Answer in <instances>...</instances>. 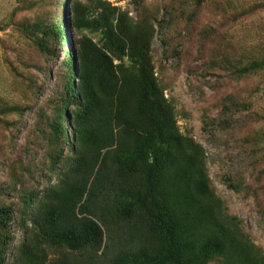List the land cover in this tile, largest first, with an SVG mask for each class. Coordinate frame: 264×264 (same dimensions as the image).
<instances>
[{
	"label": "trees",
	"instance_id": "16d2710c",
	"mask_svg": "<svg viewBox=\"0 0 264 264\" xmlns=\"http://www.w3.org/2000/svg\"><path fill=\"white\" fill-rule=\"evenodd\" d=\"M0 1L8 8L0 18V61L17 99L0 96V130L11 132L32 113L25 154L42 151L40 168L35 156L10 163L0 150V168L7 166L0 181V264H264V250L218 195L205 147L180 131L153 54L165 30L191 41L189 24L205 4L229 24L259 7L168 0L167 21L161 6L143 0L134 2V15L106 0H61L58 17L56 0ZM70 25L80 34L74 54ZM207 33L198 32L196 42L201 58L208 42L207 62L217 69L210 77L247 86L264 72V45L223 48ZM161 42L167 46L164 36ZM62 48L67 59L53 75L49 66ZM255 90L217 103L224 131H235L234 117L253 106ZM203 124L210 132L206 116ZM242 144L254 183L237 174L223 184L251 196L264 212V168L255 171L264 167V129L250 131ZM13 231L21 235L14 245ZM117 234L125 247L111 251Z\"/></svg>",
	"mask_w": 264,
	"mask_h": 264
},
{
	"label": "rangeland",
	"instance_id": "374dc122",
	"mask_svg": "<svg viewBox=\"0 0 264 264\" xmlns=\"http://www.w3.org/2000/svg\"><path fill=\"white\" fill-rule=\"evenodd\" d=\"M80 4L86 3L87 0H72ZM113 6L126 10L134 15V2L136 0H106ZM219 2L221 5L227 0H208L207 2ZM234 4V8L251 9L252 7H259L255 9L253 14L247 15L236 24L224 23L221 18L215 16L208 11L210 4L201 6L198 10L196 19H194L189 27L193 29L194 35L191 41H183L175 37V32L165 30L161 34V39L167 41V46H164L160 37L157 35L153 54L155 57L156 74L159 82L166 89V97L175 102L178 112V126L183 134L193 136L197 142L202 144L208 155V168L210 178L217 189V193L226 202L231 215L237 216L244 222L245 229L250 235L251 240L260 248L264 250V212L258 211L255 205V200L251 196L243 194H236L229 191L223 184L224 177H234L237 174L244 175L248 182L254 183L256 176L250 175L249 165L252 161L250 152L242 141L246 134L252 130L264 129V72L261 75L252 77L247 86L241 84H234L230 86L225 79L210 77L211 73H217L210 69L208 65V42H203L202 48L205 53L204 57L199 56L197 49L198 32H209L207 37L213 41L220 43L223 47L230 45L236 46L238 44L244 45L248 50L264 45V0H228ZM61 0H56L55 8L57 17L60 15ZM143 2L150 7L161 6V18L168 21L169 15L164 7L168 4V0H143ZM263 6V8H261ZM7 8V4L0 1V18H2ZM232 12V11H231ZM230 12V13H231ZM71 16V14H70ZM241 22V23H240ZM240 23V24H239ZM67 34L69 39L68 51L70 54L76 52L75 40L80 38V34L72 25L68 27ZM206 38V39H208ZM210 51V50H209ZM178 54V56H175ZM64 49L56 62L51 63L49 71L54 75L58 65L66 58ZM67 59V58H66ZM208 68L209 72L207 71ZM54 77V76H53ZM218 77V76H217ZM54 79V78H53ZM77 86V80L75 81ZM9 78L0 61V96L5 97L10 103H17L16 98L9 93L8 85ZM54 85V80L49 84ZM256 89L251 93L253 106L246 109L245 112H238L235 115V120L238 122L232 127L234 132L230 129L224 131L223 127L218 125L219 108L217 103L226 96H248V91ZM220 91V92H217ZM216 92V93H215ZM209 119L213 123L210 132H204L203 117ZM249 118V119H246ZM246 121V122H244ZM33 124V114L26 116L24 123L15 126L11 132L0 130V150L7 152L10 163L17 161H27L32 156H35V162L41 168L40 160L42 151L36 150L31 154H25L27 150V132ZM69 129V128H68ZM67 129V131H69ZM5 138V139H4ZM31 151V150H28ZM32 152V151H31ZM39 153V154H34ZM9 163V164H10ZM263 166L255 168L261 170ZM7 166L0 168V181L6 177ZM264 182V181H263ZM5 198L4 195H1ZM17 231V230H16ZM13 231V245L21 240V235ZM114 240V248L119 249L125 247V237L120 234L112 236ZM109 241V242H110ZM104 260L108 259L110 253L105 252ZM12 253L9 255L11 260ZM53 258V257H52Z\"/></svg>",
	"mask_w": 264,
	"mask_h": 264
}]
</instances>
